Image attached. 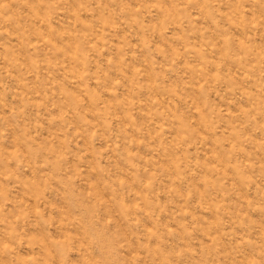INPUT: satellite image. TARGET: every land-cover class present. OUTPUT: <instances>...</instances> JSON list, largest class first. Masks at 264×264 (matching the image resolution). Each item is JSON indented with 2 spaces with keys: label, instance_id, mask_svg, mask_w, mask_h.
<instances>
[{
  "label": "rangeland",
  "instance_id": "374dc122",
  "mask_svg": "<svg viewBox=\"0 0 264 264\" xmlns=\"http://www.w3.org/2000/svg\"><path fill=\"white\" fill-rule=\"evenodd\" d=\"M0 264H264V0H0Z\"/></svg>",
  "mask_w": 264,
  "mask_h": 264
}]
</instances>
